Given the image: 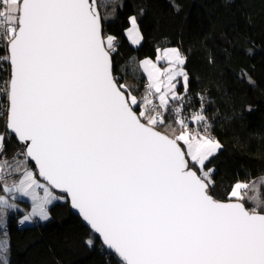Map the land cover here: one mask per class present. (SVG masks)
<instances>
[{
	"label": "snow or ice",
	"instance_id": "obj_1",
	"mask_svg": "<svg viewBox=\"0 0 264 264\" xmlns=\"http://www.w3.org/2000/svg\"><path fill=\"white\" fill-rule=\"evenodd\" d=\"M128 22L139 45L137 18ZM0 43L10 69L0 89V188L31 200L21 223L47 220L49 205L67 200L121 264H264L261 189L237 181L227 202L215 198L207 164L222 145L203 103L191 121L182 117L190 80L179 48L140 61L149 83L138 99L114 74L116 37L89 0H0ZM13 136L21 149L9 158ZM16 208L0 196V211Z\"/></svg>",
	"mask_w": 264,
	"mask_h": 264
},
{
	"label": "trees",
	"instance_id": "obj_2",
	"mask_svg": "<svg viewBox=\"0 0 264 264\" xmlns=\"http://www.w3.org/2000/svg\"><path fill=\"white\" fill-rule=\"evenodd\" d=\"M98 1L104 34L116 37L114 74L121 83L137 82L141 88H132L137 97L148 80L132 72L131 61L156 59V50L164 47H177L187 56L190 83L182 117L191 121L203 103L210 134L222 145L207 164L215 169V198L227 201L232 186L241 181L250 188L256 182L264 199V0H115L121 3L112 20L104 12L114 3L102 6ZM131 16L144 37L139 47L126 35ZM9 72L0 63V89ZM178 91H184L182 84ZM5 107L0 93V131ZM169 122L175 125L174 119ZM20 149L14 136L6 141L9 158ZM29 167L37 172L31 161ZM22 202L23 208L31 207ZM252 206L246 201V207ZM49 211L50 218L41 223H21L23 213L10 212L2 230L9 241L8 264H121L72 212L69 201L59 200ZM88 239L94 247L86 245Z\"/></svg>",
	"mask_w": 264,
	"mask_h": 264
},
{
	"label": "rangeland",
	"instance_id": "obj_3",
	"mask_svg": "<svg viewBox=\"0 0 264 264\" xmlns=\"http://www.w3.org/2000/svg\"><path fill=\"white\" fill-rule=\"evenodd\" d=\"M115 0H99L98 2H99V5L101 4L102 6L103 5H106V3H114L112 6H111V9L110 10H108V9H105V12H104V18L105 19H108V20H112L113 18H114V16H115V13H116V8H117V6H118V4H120L121 3V1H119V3L117 4V3H115L114 2ZM104 8V7H103ZM108 20H106V21H108ZM142 43V42H141ZM141 43L139 44V45H133L132 43V45L134 46V47H139L140 45H141ZM146 59H149V58H146ZM144 60V59H143ZM153 61H155L156 59H152ZM140 61H142V60H134V61H131V63H130V65L132 64V72L134 73V74H136V75H139V76H144L147 80H148V78H147V74L146 73H144L143 72V70L141 69V67H140ZM161 68H164V67H166L167 65L164 63V62H161L160 63V65H159ZM124 84H127V85H129L130 86V88L132 89H134L135 91H138L140 88H141V86L140 85H138V83L137 82H134V81H127L126 83H124ZM180 84H182L183 85V82H182V79H181V81H180V83H178L177 84V91H178V86H180ZM146 88H147V86H144V88H143V90H141V94L140 95H138V99L139 98H141V97H143V95L145 94V90H146ZM181 95H184L185 93H184V91L181 93L180 91H178ZM173 106H175V104H173ZM191 118V117H190ZM173 121V120H172ZM172 123V122H171ZM173 124V123H172ZM173 127H177L178 128V126H176V125H173ZM190 127H192V128H196L197 126H196V124H194V126L193 125H191L190 124ZM201 127V131L203 130V128H202V126H200ZM219 152V151H218ZM34 171V170H33ZM11 179H17V177H12ZM37 179H39V178H37ZM9 182H11V180L9 181ZM42 182V181H41ZM41 194H42V191H41ZM57 196H60L58 193H55ZM0 196H6L7 198H8V200H9V203H14V204H16L17 205V210H18V208H19V210L23 213V217H24V215L25 214H27V213H29L30 211H31V207H25V208H23L22 207V205L21 204H23V202L22 201H26V202H29V203H31V200L29 199V198H27V197H22V196H20L19 194H15V196H16V199L15 200H13V198H12V194H7V193H5V192H3L2 191V188H0ZM57 201H59V200H56V201H53V203L52 204H54L55 202H57ZM51 204V205H52ZM51 205H49V207L51 206ZM23 208V209H22ZM16 209H4V210H2V211H0V240H8L7 239V237L5 236V233H4V231H2L3 229H4V226H5V223L7 222V219H9V214H10V212H12V214H14V212L16 211ZM48 220V219H47ZM47 220H42V219H40V218H38V217H34V218H32L31 220H29V221H36V222H38V223H41V222H46ZM8 242V241H7ZM7 246H8V244H7ZM7 253H8V251L6 250V253H0V264H4V261H6L7 262V264H8V258H7Z\"/></svg>",
	"mask_w": 264,
	"mask_h": 264
},
{
	"label": "water",
	"instance_id": "obj_4",
	"mask_svg": "<svg viewBox=\"0 0 264 264\" xmlns=\"http://www.w3.org/2000/svg\"><path fill=\"white\" fill-rule=\"evenodd\" d=\"M89 3H92V4L94 5V9L100 14L97 0H89ZM100 16H101V15H100ZM101 25H102V30H103L102 19H101ZM103 33H104V30H103ZM31 162H32V161H31ZM32 163H33V165L35 166L34 162H32ZM35 169H36V168H35ZM36 171H37V174H38V170H37V169H36ZM38 177H39V176H38ZM39 179H40V178H39ZM42 182H43V181H42ZM55 192H56V193H60L59 190H55ZM225 202H227V201H225ZM69 204H70V202H69ZM70 207H71V206H70ZM71 210H72V212H73L75 215H77V216H79V217L81 218L82 222H83V223H84V224H85V225L91 230V232H92L93 234L99 236L98 234H96V233L93 232V230L90 228V226L87 224V222H85V221L83 220V218L79 215V213H78L77 210H75V209H73V208H71ZM99 238H100V237H99ZM100 240L102 241V238H100ZM102 244H103V243H102ZM103 246H104V248H105V250H106L107 252H109V253L115 255V253L112 252L111 250L107 249V247H106L105 245H103ZM115 256H116V255H115ZM116 257H117V256H116ZM117 259L120 261L119 257H117Z\"/></svg>",
	"mask_w": 264,
	"mask_h": 264
},
{
	"label": "crops",
	"instance_id": "obj_5",
	"mask_svg": "<svg viewBox=\"0 0 264 264\" xmlns=\"http://www.w3.org/2000/svg\"><path fill=\"white\" fill-rule=\"evenodd\" d=\"M18 210H19V208H18ZM17 209H16V211H18ZM26 222H28V221H26ZM8 241V240H7ZM7 244H8V246H7V251H9V241L7 242ZM7 258H8V253H7Z\"/></svg>",
	"mask_w": 264,
	"mask_h": 264
},
{
	"label": "built area",
	"instance_id": "obj_6",
	"mask_svg": "<svg viewBox=\"0 0 264 264\" xmlns=\"http://www.w3.org/2000/svg\"><path fill=\"white\" fill-rule=\"evenodd\" d=\"M148 83H149V81H147V82L145 83V86H148Z\"/></svg>",
	"mask_w": 264,
	"mask_h": 264
}]
</instances>
